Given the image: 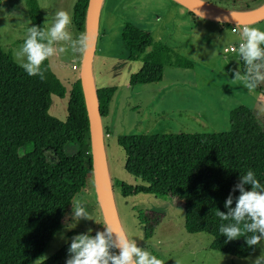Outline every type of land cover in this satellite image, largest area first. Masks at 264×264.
<instances>
[{
	"label": "trees",
	"instance_id": "16d2710c",
	"mask_svg": "<svg viewBox=\"0 0 264 264\" xmlns=\"http://www.w3.org/2000/svg\"><path fill=\"white\" fill-rule=\"evenodd\" d=\"M86 4L87 0H76L72 7V25L78 31L84 26ZM25 5L32 26L44 29L37 1L25 0ZM119 45L127 59L141 62L128 78L130 85L160 81L165 66L193 67L131 23L123 24ZM244 67L240 60L241 72ZM42 69L44 80L28 76L11 52L0 48V264H31L62 221L73 196L92 176L80 80L70 86L66 116L60 121L48 109L51 96L62 98L64 88L47 60ZM95 88L104 118L114 87ZM255 90L264 95L260 87ZM117 144L124 152V170L140 183L131 186L110 180L111 187L119 186L123 196L148 194L181 203L185 231L207 234L211 248L225 246L237 258L256 251L244 237L226 242L219 226L228 222L215 215L216 209L227 211L224 202L230 192L239 195L238 189H232L249 169L264 184V132L250 109L230 110L225 133L129 134L119 136ZM69 245L41 264H65Z\"/></svg>",
	"mask_w": 264,
	"mask_h": 264
},
{
	"label": "rangeland",
	"instance_id": "374dc122",
	"mask_svg": "<svg viewBox=\"0 0 264 264\" xmlns=\"http://www.w3.org/2000/svg\"><path fill=\"white\" fill-rule=\"evenodd\" d=\"M36 1L47 30L55 12L64 10L71 16L76 0ZM202 1L219 10L247 11L255 9L263 0ZM213 22L200 19L173 0H102L96 29L100 36L94 44L92 76L95 87H114L107 116L101 118L110 186V180L131 186L140 183L124 170V152L117 144L119 136L225 133L228 131V113L238 106L250 109L264 132V95L257 90L250 92L240 82L231 81L234 72L240 70V58L236 51L227 49L229 46L238 48L239 28ZM124 23H131L154 42L191 61L193 67L165 66L160 81L130 85L128 78L140 69L141 62L127 59L120 48L119 35ZM31 26L25 0H0V48L10 51L17 64L15 52L23 45ZM247 26L264 30V18ZM67 30L74 39L84 33V28L78 31L72 23ZM61 46V43L54 45L57 52L47 61L65 93L62 98L51 96L48 114L63 121L70 86L79 77L82 54H74L70 48L61 53ZM258 87L264 90V83ZM104 131H107L106 137H103ZM111 197L123 233L130 241L134 240L138 246L162 259L164 264H252L261 254V248L257 247L252 255L237 258L226 252L225 246L211 248V237L207 234L187 233L182 204L175 200L148 194L123 196L119 186L111 187ZM77 198L84 201L86 209L100 223L81 219L74 228H68L67 225L73 222L71 204L31 264L47 261L70 244L77 234L87 233L89 229L94 234L104 230L92 176L85 188L73 196L71 203Z\"/></svg>",
	"mask_w": 264,
	"mask_h": 264
},
{
	"label": "clouds",
	"instance_id": "9594fccd",
	"mask_svg": "<svg viewBox=\"0 0 264 264\" xmlns=\"http://www.w3.org/2000/svg\"><path fill=\"white\" fill-rule=\"evenodd\" d=\"M235 15V13H233ZM203 18V17H202ZM46 22V20H45ZM72 18L67 11L55 12L51 26L44 30L39 26L28 28L21 48L15 52L19 66L28 76H38L45 79L42 69L44 61L54 56L57 43H61L59 52L64 53L69 48L72 53H85L92 46L93 38L82 33L77 38L67 30ZM264 30L256 27L243 26L240 30V43L235 51L244 62V70H236L232 82H240L248 91L255 90L264 83ZM246 186H250V189ZM238 189L239 195L234 197L231 192L224 202L227 211L216 209L215 215L221 221L219 234L224 235L226 242L245 238L249 248L255 251L261 248V254L252 264H264V184L257 179L253 170L249 169L240 176L239 183L234 185L232 192ZM235 206L233 207V200ZM71 220L68 228H74L81 219L95 220L86 209L82 199L72 201ZM80 233L71 238L68 247V258L65 264H164V261L153 255L134 240L111 226L104 225L103 231L91 235ZM118 249V252L113 251Z\"/></svg>",
	"mask_w": 264,
	"mask_h": 264
},
{
	"label": "water",
	"instance_id": "95a60500",
	"mask_svg": "<svg viewBox=\"0 0 264 264\" xmlns=\"http://www.w3.org/2000/svg\"><path fill=\"white\" fill-rule=\"evenodd\" d=\"M185 7L189 12L199 18L214 21L221 24H231L234 26L250 25L264 18V4L247 11H225L212 7L203 8L198 1L200 0H173ZM203 2V1H202ZM102 0H87L84 14V33L90 35L92 46L89 50L82 54L79 64V77L81 91L83 93L86 118L88 122V139H89V155L91 161V175L93 178L94 189L99 204L104 224L112 228L122 231L120 223L116 217H110L108 203L104 189V176L102 162L104 160V150L102 143L101 117L98 109L96 96V88L92 76V56L94 52V44L96 42V29L98 23V13ZM217 9V10H216ZM235 13V15H233ZM109 192L111 196V186L109 183ZM118 252L119 250L116 249Z\"/></svg>",
	"mask_w": 264,
	"mask_h": 264
},
{
	"label": "bare ground",
	"instance_id": "6f19581e",
	"mask_svg": "<svg viewBox=\"0 0 264 264\" xmlns=\"http://www.w3.org/2000/svg\"><path fill=\"white\" fill-rule=\"evenodd\" d=\"M198 4H200L203 8L210 10L209 6L205 4L204 2L198 1ZM102 167H103V176H104V189H105V194H106L107 203H108V210H109L110 217H114L115 216L114 205H113L112 197L110 196V192L108 188L109 179H108V173H107L104 161L102 162Z\"/></svg>",
	"mask_w": 264,
	"mask_h": 264
},
{
	"label": "built area",
	"instance_id": "2783aa9c",
	"mask_svg": "<svg viewBox=\"0 0 264 264\" xmlns=\"http://www.w3.org/2000/svg\"><path fill=\"white\" fill-rule=\"evenodd\" d=\"M243 26H246V25H239V26H237V27L239 28V31L242 29ZM239 43H240V42H239ZM239 43H238V45H239ZM238 45H237V47H238ZM227 50H228V51H234V50H235V47H233V46H229ZM106 136H107V133L105 132V133L103 134V137H106Z\"/></svg>",
	"mask_w": 264,
	"mask_h": 264
},
{
	"label": "crops",
	"instance_id": "0c3cea01",
	"mask_svg": "<svg viewBox=\"0 0 264 264\" xmlns=\"http://www.w3.org/2000/svg\"><path fill=\"white\" fill-rule=\"evenodd\" d=\"M200 1H202V0H200ZM204 2V1H203ZM264 4V0L260 3V5H258L257 7H259V6H261V5H263ZM256 7V8H257ZM200 19H202V18H200ZM204 20H206V19H204ZM206 21H210V20H206ZM211 23L213 22V21H210ZM213 23H215V22H213ZM262 47H264V45H262ZM235 51V50H234ZM231 52H233V51H231ZM107 116V115H106ZM104 132H106L107 133V131H104Z\"/></svg>",
	"mask_w": 264,
	"mask_h": 264
}]
</instances>
